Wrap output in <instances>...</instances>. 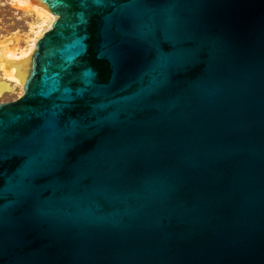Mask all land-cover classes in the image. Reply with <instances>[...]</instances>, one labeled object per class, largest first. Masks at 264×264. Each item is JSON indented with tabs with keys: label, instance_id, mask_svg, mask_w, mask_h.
I'll use <instances>...</instances> for the list:
<instances>
[{
	"label": "water",
	"instance_id": "1",
	"mask_svg": "<svg viewBox=\"0 0 264 264\" xmlns=\"http://www.w3.org/2000/svg\"><path fill=\"white\" fill-rule=\"evenodd\" d=\"M41 1L0 264H264V0Z\"/></svg>",
	"mask_w": 264,
	"mask_h": 264
},
{
	"label": "rangeland",
	"instance_id": "2",
	"mask_svg": "<svg viewBox=\"0 0 264 264\" xmlns=\"http://www.w3.org/2000/svg\"><path fill=\"white\" fill-rule=\"evenodd\" d=\"M39 24L40 19L36 13L23 7L17 0H0V44L2 42H7L11 49L30 50L34 37L33 30L36 29ZM40 37H38V39ZM35 47L32 49L30 55L26 77L31 67V57L35 51ZM4 77L5 75L0 69V80H3ZM22 95L23 85L12 82L11 89L0 95V103L16 100Z\"/></svg>",
	"mask_w": 264,
	"mask_h": 264
},
{
	"label": "bare ground",
	"instance_id": "3",
	"mask_svg": "<svg viewBox=\"0 0 264 264\" xmlns=\"http://www.w3.org/2000/svg\"><path fill=\"white\" fill-rule=\"evenodd\" d=\"M23 7L32 10L40 19V24L33 30L34 37L30 50H15L9 48V43L0 44V69L5 77L0 80V95L11 89V83L24 86L27 66L30 62L32 49L36 46L38 37L52 27L57 15L52 13L41 0H17Z\"/></svg>",
	"mask_w": 264,
	"mask_h": 264
}]
</instances>
